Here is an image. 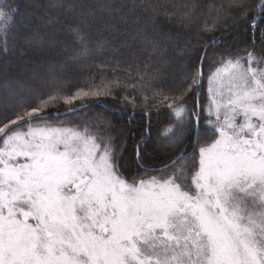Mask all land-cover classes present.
Masks as SVG:
<instances>
[{
	"label": "snow or ice",
	"instance_id": "obj_1",
	"mask_svg": "<svg viewBox=\"0 0 264 264\" xmlns=\"http://www.w3.org/2000/svg\"><path fill=\"white\" fill-rule=\"evenodd\" d=\"M170 7L49 0L41 12L21 13L17 0H0V264H264V0H226L201 11L215 12L197 29L213 38L178 83L165 82V61L155 70L137 65L132 84L97 83L94 73L71 92L66 74L93 65L103 71L106 63L95 61L117 52L116 39L156 52L149 26L155 32L163 16L188 29L200 5ZM229 20L231 28L215 36ZM240 24L251 44L235 52L219 45L218 57H209L207 49ZM37 53L44 57L38 65ZM28 71L23 79L12 74ZM107 98L131 107L126 116L112 110L126 124L86 111ZM61 99L66 111L53 113L50 105ZM138 109L149 121L135 139ZM152 109L165 113L154 141ZM77 113L84 115L75 122L59 120ZM150 141L163 151L159 164L145 166ZM129 151L135 171L122 163Z\"/></svg>",
	"mask_w": 264,
	"mask_h": 264
},
{
	"label": "trees",
	"instance_id": "obj_2",
	"mask_svg": "<svg viewBox=\"0 0 264 264\" xmlns=\"http://www.w3.org/2000/svg\"><path fill=\"white\" fill-rule=\"evenodd\" d=\"M20 5L21 13L27 12H41L45 6L48 5L49 0H17ZM86 4L95 3V0H83ZM169 5V11L173 9L170 7L171 4H183L186 0H161V3H165ZM196 3L200 5V8L197 10V19L196 22L192 24V26L188 29L184 28L183 23L178 22V19L174 18L171 21L165 19L163 16L158 18L156 31L153 32L151 26L148 28V32L150 35L154 36L157 41L158 51L153 52L152 49H146L143 47L142 43L139 41H133L130 37H120L115 40V46L117 52L115 54L109 53L107 56H100L96 59L95 64H105V69L100 71L93 65L90 71H85L83 75L76 72H68L66 75L69 78L71 84V92L74 93L77 86L82 85L83 81L88 77L92 76L94 73L97 77V83L100 81V77H106L107 79L114 80L119 79L122 84H132L136 82V68L137 65L141 67L145 63H149L152 67L150 70H155L165 61L167 62V67L163 71V78L166 83L174 84L178 83L181 79V72L183 70H190L199 64L200 54L203 53L205 49V43L207 41H211L213 38V34L200 32L198 34L197 29L201 24L204 23V20L207 19V22L211 24L215 19V12L212 15L205 17L201 15V11L203 13H208L209 6H218L221 3L226 2V0H195ZM250 3H258L259 0H249ZM180 12H176V16L179 17ZM20 17H17L19 20ZM225 27L231 28V21L221 22L219 25V30L215 32V36H220L221 32L225 29ZM264 27V25H262ZM256 39V50L257 53H260L261 42L259 39L260 33L257 32ZM61 39L67 41V37H61ZM127 41L125 45L123 42ZM252 42L251 31L247 27V24H240L237 29L231 31V33L227 36L225 40H221L218 42V45H213L207 49V53L209 57H218L219 55V45H231L233 46V52L237 49H243L246 45H250ZM149 57H153L149 59ZM43 54L37 53L36 60L37 65L43 61ZM117 62H119V69L113 73L112 69L116 66ZM2 64V62H0ZM210 61L206 60L204 63V85L202 88L201 100H206L207 97V75L209 70ZM131 66V67H129ZM14 76L19 78L30 77L31 71L28 72H13ZM129 75H131V79H129ZM126 93L123 88L119 91L118 95L123 96ZM150 95V93H147ZM131 95V93H129ZM138 95V103L141 102L142 97ZM196 97L193 96L189 101V106L191 107L195 102ZM79 107V104H77ZM67 105L63 103L61 99L60 102L56 105H50V110L54 113L56 111H64L66 110ZM112 110L123 113L125 116L131 112V107L128 108H117L116 103L111 99H103L97 103H91L89 107L86 109L87 112L96 114H103L112 116V119L116 123H127V121L121 117L112 115ZM151 124H152V134L153 141L155 140V134L157 130V121L165 113H160L159 115L156 113L155 109L151 110ZM84 113H77L76 116H62L59 117L61 120L72 121L75 122L78 117L83 116ZM149 117L141 110H137V114L134 117V122L130 125V127L134 130L135 139H139V133L144 131L145 125L148 123ZM170 122V120H165V123ZM153 141L149 142V148L147 153L144 155L142 163L145 166L156 165L160 163L159 159H156L157 155L160 154L163 149L159 145H153ZM132 152L129 151L124 155V159L122 163L125 166L131 167L133 171L136 169V165L134 161L131 159ZM130 174V173H129Z\"/></svg>",
	"mask_w": 264,
	"mask_h": 264
},
{
	"label": "rangeland",
	"instance_id": "obj_3",
	"mask_svg": "<svg viewBox=\"0 0 264 264\" xmlns=\"http://www.w3.org/2000/svg\"><path fill=\"white\" fill-rule=\"evenodd\" d=\"M207 77H208V75H207ZM207 82V81H206ZM207 87H208V83H207ZM64 111H66V110H64ZM61 112H63V111H61ZM60 117H62V116H60ZM60 121H66V119L65 120H61V119H59Z\"/></svg>",
	"mask_w": 264,
	"mask_h": 264
},
{
	"label": "water",
	"instance_id": "obj_4",
	"mask_svg": "<svg viewBox=\"0 0 264 264\" xmlns=\"http://www.w3.org/2000/svg\"><path fill=\"white\" fill-rule=\"evenodd\" d=\"M204 51H205V49H204ZM204 51H203V52H204ZM90 105H91V104H90ZM63 112H64V111H63Z\"/></svg>",
	"mask_w": 264,
	"mask_h": 264
}]
</instances>
